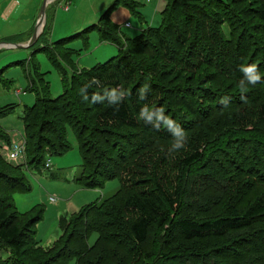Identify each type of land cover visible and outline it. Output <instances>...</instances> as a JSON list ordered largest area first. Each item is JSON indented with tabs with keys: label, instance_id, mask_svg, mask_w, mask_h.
<instances>
[{
	"label": "trees",
	"instance_id": "1",
	"mask_svg": "<svg viewBox=\"0 0 264 264\" xmlns=\"http://www.w3.org/2000/svg\"><path fill=\"white\" fill-rule=\"evenodd\" d=\"M118 3L138 13L136 0H116L98 25L52 44L47 20L33 45L59 68L58 56L72 60L67 42L86 40L83 34L92 28L119 54L62 78L56 97L49 95L48 81L40 78V87L31 79L35 100L24 105L20 120L30 168L39 170L47 155L67 152L70 128L82 160L77 181L95 188L116 178L119 186L61 215V234L44 247L35 237L44 207L17 210L14 194L30 185L20 165L0 157V264H263L264 0H164L160 24L125 39L109 18ZM251 63L262 79L241 99L240 67ZM94 78L100 84L89 87ZM145 83L150 89L141 100L138 89ZM113 87L130 95L119 105L91 102L93 94ZM224 97L231 99L222 104ZM15 105L0 106V119ZM142 107L163 108L188 136V151L170 154L171 132L139 119ZM0 139H10L1 125ZM159 142L163 146L156 148ZM228 170L232 176L217 182L226 185H214L213 176ZM208 178L214 182L188 192L187 185Z\"/></svg>",
	"mask_w": 264,
	"mask_h": 264
},
{
	"label": "rangeland",
	"instance_id": "2",
	"mask_svg": "<svg viewBox=\"0 0 264 264\" xmlns=\"http://www.w3.org/2000/svg\"><path fill=\"white\" fill-rule=\"evenodd\" d=\"M136 1L140 3L138 8L140 15L130 11L123 3H118L109 14L122 39L124 37H136L144 27H157L160 24V12L164 8L163 0ZM113 2L114 0H72V8L69 12L64 11L63 4L59 5L54 17L56 15L57 19L62 18V28H59V24L55 29L53 28L54 38L51 41L55 42L59 38L72 36L96 23L102 19V16L108 11ZM73 6L77 8L75 12ZM238 8L240 7L238 6ZM73 14L76 15L75 19H73ZM125 23L131 26L127 27ZM228 23H225L227 28H229ZM83 35L86 36V40H84V37L75 36L65 45V48H71L74 51L70 63L58 56L63 69L53 64L47 55V51L40 50L38 44L27 48L4 49V54L0 57V106L8 103L16 104L13 113L0 119V125L10 137L9 141L0 139V157L10 165H20L30 185L28 192L14 194V203L17 210L24 212L36 204H41L44 207V213L42 219L37 223L35 235L44 247L52 245L61 234L58 225L61 215H69L78 211L83 205L113 193L119 186V181L116 178L106 180L101 186L95 188L85 187L77 181L82 160L78 143L70 128L67 130V140L71 148L67 152L61 155H47L45 167L39 170L32 169L27 165L26 138L20 115L24 105H31L35 100V92L29 91L27 87L29 82L28 73L30 72L32 78L39 79L38 84L40 87L44 86L41 84L40 78L48 81L49 95L56 97L62 92V78H66L71 73H79L81 69H89L119 54L118 46L107 40L101 41L96 30H90ZM256 38H258L257 35ZM258 41L256 40V42ZM56 55L61 54L57 52ZM249 55L248 52L247 56ZM31 56L32 58L29 59ZM8 80L12 82L10 83ZM221 80L222 78L217 79L215 84L219 86ZM6 86H9V88H4ZM15 89H21V93H16ZM14 142L20 143L22 153L14 159H8L4 150ZM161 146H163V143L159 142L156 148ZM185 150L187 152L188 148H185ZM171 162L175 164V162ZM221 173L213 176L217 180L214 185L225 186L226 184H218L217 182L221 181L222 177L232 176L229 170L227 174ZM174 175L175 170L170 171L169 176L173 177ZM213 179H200L197 184L187 185L188 192L200 190L202 185L213 183ZM211 191L207 190V192ZM51 198L54 199L51 200ZM186 201L188 200L183 198V202ZM95 238L96 234L93 233L89 238V243H93ZM253 242L251 245H253ZM69 264H74V260H71Z\"/></svg>",
	"mask_w": 264,
	"mask_h": 264
},
{
	"label": "crops",
	"instance_id": "3",
	"mask_svg": "<svg viewBox=\"0 0 264 264\" xmlns=\"http://www.w3.org/2000/svg\"><path fill=\"white\" fill-rule=\"evenodd\" d=\"M115 1L116 0H114V2ZM42 2L43 0H0V57L4 54L3 53L4 49L11 48L8 45H5V44L3 45L1 42L25 44L29 41L33 33V30H34V26H35ZM62 4H63L62 7L65 12H69L71 10L72 0H53V1H50L46 6L44 25L46 24L48 20V23H50V26H49V32L46 38H47L48 43L50 42V44L53 43L51 40L52 38H54L53 28L55 29L58 24H59V28H62V21H61L62 18L59 17L57 19L56 15L54 17V14L56 13L58 6L59 5L61 6ZM139 7H140V4H139ZM76 9L77 8H74V12L76 11ZM138 13L136 14L140 15L139 9H138ZM73 15H74L73 19H75L76 15L75 14ZM99 23H100V20L91 25H95V24L98 25ZM126 26L130 27L131 25L129 24ZM91 30H96V29L92 28ZM31 58L32 56L29 59ZM28 78H29V82H28L27 87L30 86L31 79H33L32 76L30 75V72L28 73ZM4 88H9V86H6ZM15 92L21 93V89H15Z\"/></svg>",
	"mask_w": 264,
	"mask_h": 264
},
{
	"label": "clouds",
	"instance_id": "4",
	"mask_svg": "<svg viewBox=\"0 0 264 264\" xmlns=\"http://www.w3.org/2000/svg\"><path fill=\"white\" fill-rule=\"evenodd\" d=\"M240 71L243 73V78L239 81V91L241 93V99L244 98V94L248 91L249 86H255L261 79V73L259 66L255 63L242 65ZM91 84L99 85L100 81L95 78L90 82ZM150 89V85L145 83L140 89H138V98L143 100L146 98L147 93ZM84 100H89L87 95V88L81 90ZM130 95V92L123 87H113L111 89H105L103 94H93L91 96V102L98 103L108 101L109 104L119 105L125 98ZM230 97H224L221 100L222 104H226L230 101ZM139 119L150 123L153 127L159 129L164 126L173 136V141L169 153H177L184 149L188 142V136L186 135L183 128L173 119L165 115L163 108L149 109L148 107H142L139 113Z\"/></svg>",
	"mask_w": 264,
	"mask_h": 264
},
{
	"label": "water",
	"instance_id": "5",
	"mask_svg": "<svg viewBox=\"0 0 264 264\" xmlns=\"http://www.w3.org/2000/svg\"><path fill=\"white\" fill-rule=\"evenodd\" d=\"M51 0H43L42 4H41V7H40V11H39V14H38V17H37V20H36V23H35V26H34V30H33V33L29 39V41L25 44H22V43H11V42H1L3 45H8L10 46L11 48H27L31 45H33L39 34L41 33L42 31V27L44 25V21H45V10H46V6L47 4L50 2Z\"/></svg>",
	"mask_w": 264,
	"mask_h": 264
},
{
	"label": "built area",
	"instance_id": "6",
	"mask_svg": "<svg viewBox=\"0 0 264 264\" xmlns=\"http://www.w3.org/2000/svg\"><path fill=\"white\" fill-rule=\"evenodd\" d=\"M126 25H129L126 23ZM4 150V149H3ZM5 151V154L7 155L8 159H14L16 156L20 155L22 153L21 146L19 142L11 143L8 148ZM54 198H51L53 200Z\"/></svg>",
	"mask_w": 264,
	"mask_h": 264
}]
</instances>
